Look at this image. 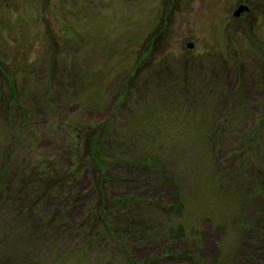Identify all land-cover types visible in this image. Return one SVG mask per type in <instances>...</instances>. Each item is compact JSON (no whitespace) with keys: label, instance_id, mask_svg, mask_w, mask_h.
I'll return each mask as SVG.
<instances>
[{"label":"rangeland","instance_id":"obj_1","mask_svg":"<svg viewBox=\"0 0 264 264\" xmlns=\"http://www.w3.org/2000/svg\"><path fill=\"white\" fill-rule=\"evenodd\" d=\"M0 264H264V0H0Z\"/></svg>","mask_w":264,"mask_h":264},{"label":"water","instance_id":"obj_2","mask_svg":"<svg viewBox=\"0 0 264 264\" xmlns=\"http://www.w3.org/2000/svg\"><path fill=\"white\" fill-rule=\"evenodd\" d=\"M242 8H244V5L239 4V5L236 7V9L234 10L233 14H234V15H237V14H238V11H239L240 9H242ZM190 45H191V43H188V46H190Z\"/></svg>","mask_w":264,"mask_h":264},{"label":"bare ground","instance_id":"obj_3","mask_svg":"<svg viewBox=\"0 0 264 264\" xmlns=\"http://www.w3.org/2000/svg\"><path fill=\"white\" fill-rule=\"evenodd\" d=\"M187 153H188V152H187ZM188 154H189V153H188ZM183 174H184V173H183ZM186 174H187V173H186ZM190 175H191V174H190ZM188 178H189V177H188ZM188 178H187V179H188ZM190 179H191V178H190Z\"/></svg>","mask_w":264,"mask_h":264},{"label":"flooded vegetation","instance_id":"obj_4","mask_svg":"<svg viewBox=\"0 0 264 264\" xmlns=\"http://www.w3.org/2000/svg\"><path fill=\"white\" fill-rule=\"evenodd\" d=\"M245 8H247V5H245Z\"/></svg>","mask_w":264,"mask_h":264}]
</instances>
